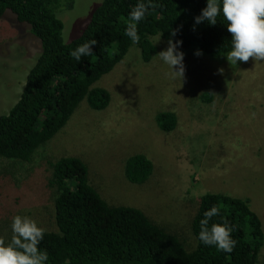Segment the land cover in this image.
I'll use <instances>...</instances> for the list:
<instances>
[{
  "label": "rangeland",
  "instance_id": "374dc122",
  "mask_svg": "<svg viewBox=\"0 0 264 264\" xmlns=\"http://www.w3.org/2000/svg\"><path fill=\"white\" fill-rule=\"evenodd\" d=\"M101 2L76 0L72 10L58 14L64 43L81 34ZM158 39L152 38L156 54L168 46ZM180 51L182 81L172 78L156 54L145 63L132 46L92 86L109 93L105 110L92 111L82 101L30 162L0 158V238L10 242L17 215L30 217L45 231L56 230L55 189L49 180L51 164L63 157L84 163L88 184L108 205L141 211L188 252L196 247L191 223L206 193L248 200L264 234V61L250 58L231 66L225 56ZM40 52L29 27L6 12L0 19V116L19 100ZM205 94L211 96L208 102L202 100ZM159 112L176 116L173 131L156 126ZM137 154L153 166L141 185L129 183L124 174L126 160ZM257 261L264 264V244Z\"/></svg>",
  "mask_w": 264,
  "mask_h": 264
},
{
  "label": "trees",
  "instance_id": "16d2710c",
  "mask_svg": "<svg viewBox=\"0 0 264 264\" xmlns=\"http://www.w3.org/2000/svg\"><path fill=\"white\" fill-rule=\"evenodd\" d=\"M76 0H0V19L6 12L29 27L40 41L41 52L26 76L19 100L6 115L0 116V158L28 163L34 152L50 141L67 124L77 107L85 101L92 111H103L110 103L109 93L93 88L136 46L141 60L149 62L157 52L152 38L181 40L180 50L194 49L212 59L231 50V34L226 21L218 17L215 26L194 18L206 0H153L146 19L137 25L139 44L125 34L129 13L138 0H102L91 13L81 34L64 43L63 23L58 14L73 9ZM182 26V27H181ZM179 29L176 36L173 30ZM96 40L91 56L77 61L70 52ZM210 95H202L209 101ZM156 126L171 132L177 124L171 112H159ZM49 185L55 189V231H45L39 248L49 255L48 264H257L264 234L248 200L225 194L206 193L200 197L191 223L196 247L186 250L173 235L154 224L144 213L131 207L108 205L87 182L84 163L63 157L51 164ZM152 163L142 154L129 157L124 174L131 184L141 185L152 173ZM212 206L221 218L234 226L237 241L231 254L206 247L199 239L200 220Z\"/></svg>",
  "mask_w": 264,
  "mask_h": 264
},
{
  "label": "clouds",
  "instance_id": "9594fccd",
  "mask_svg": "<svg viewBox=\"0 0 264 264\" xmlns=\"http://www.w3.org/2000/svg\"><path fill=\"white\" fill-rule=\"evenodd\" d=\"M151 7L153 0H138L129 13L130 22L125 34L133 44L140 42L137 25L146 19ZM220 16L227 22L225 27L231 34V50L225 56L229 65L236 66L238 62H248L250 58L254 62L264 61V0H206V6L194 20L196 24L206 21L215 26ZM178 31L173 30L170 35L174 37ZM162 35L160 33L157 42ZM96 43L94 39L87 41L72 50L70 56L80 63L82 57L93 54ZM167 44V48L156 55L168 66L172 78L182 81L185 75L184 53L180 51L182 41L169 39ZM201 54L200 51L195 53L197 56ZM218 71L222 73L223 69ZM219 215L217 206L204 212L198 239L206 247H215L220 252L231 254L237 243L232 237L234 226L229 225L223 217L221 223L209 226L210 220ZM11 230L13 235L10 242L0 238V264H48V252L39 248L45 229L30 217L17 215L12 220Z\"/></svg>",
  "mask_w": 264,
  "mask_h": 264
}]
</instances>
